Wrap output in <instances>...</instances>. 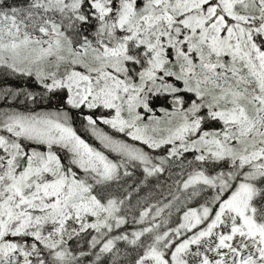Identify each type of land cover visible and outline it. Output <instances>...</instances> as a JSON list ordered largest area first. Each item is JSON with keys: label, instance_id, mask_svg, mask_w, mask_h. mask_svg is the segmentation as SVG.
I'll list each match as a JSON object with an SVG mask.
<instances>
[{"label": "snow or ice", "instance_id": "obj_1", "mask_svg": "<svg viewBox=\"0 0 264 264\" xmlns=\"http://www.w3.org/2000/svg\"><path fill=\"white\" fill-rule=\"evenodd\" d=\"M0 264H264V0H0Z\"/></svg>", "mask_w": 264, "mask_h": 264}]
</instances>
